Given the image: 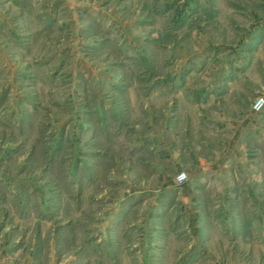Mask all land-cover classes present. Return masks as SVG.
I'll list each match as a JSON object with an SVG mask.
<instances>
[{
	"label": "rangeland",
	"instance_id": "rangeland-1",
	"mask_svg": "<svg viewBox=\"0 0 264 264\" xmlns=\"http://www.w3.org/2000/svg\"><path fill=\"white\" fill-rule=\"evenodd\" d=\"M263 12L0 0V264H264Z\"/></svg>",
	"mask_w": 264,
	"mask_h": 264
},
{
	"label": "crops",
	"instance_id": "crops-1",
	"mask_svg": "<svg viewBox=\"0 0 264 264\" xmlns=\"http://www.w3.org/2000/svg\"><path fill=\"white\" fill-rule=\"evenodd\" d=\"M256 15L258 13H255ZM260 16H262V19L260 20L261 22H264V12L262 14H260ZM239 67H241V65H238ZM226 68V67H225ZM222 84H227V81L226 79L225 80H222L221 82ZM224 93H226L228 91V86L226 85L224 87ZM227 89V90H226ZM203 94H205L206 92V89H201L200 90ZM209 95V94H208ZM177 96V94H176ZM211 99L212 97H209L207 99H205L203 101H201V105H209L211 102ZM203 102H206V103H203ZM253 110H250L249 112L246 110L244 111L245 112V115H241V118L239 119H233L235 121H232L231 119H226L228 117H222L224 119L225 122H223L224 126H226V128L230 129L231 132H233L231 134V136L234 138V140L236 139V137L238 138V136L240 135V133L243 131L244 127L246 124H250V125H254V126H264V122L262 123H259L257 125V122H258V118H262V120H264V113L263 117H259V116H256L254 118L253 114L256 113V112H252ZM204 114V113H203ZM205 115V114H204ZM206 118L208 119V117L206 116ZM212 118V117H211ZM221 117H216V120H222ZM214 119V118H213ZM263 130H264V127H263ZM233 138L231 140H233ZM225 149H224V153L221 154L220 152H217V155L215 158H213V160H207L205 158H199V164L196 165L197 168H199L198 170L202 171V172H205V171H208V170H213V169H223L225 170L226 169V166L227 164L225 163L224 159H227V157H229L228 155H231L233 153H235V148H234V145H233V142L231 143L230 140L226 142V145L224 146ZM219 153H220V156H219ZM191 191L189 188L185 189V195L186 196H190L191 195ZM193 194V193H192Z\"/></svg>",
	"mask_w": 264,
	"mask_h": 264
},
{
	"label": "built area",
	"instance_id": "built-area-1",
	"mask_svg": "<svg viewBox=\"0 0 264 264\" xmlns=\"http://www.w3.org/2000/svg\"><path fill=\"white\" fill-rule=\"evenodd\" d=\"M264 108V95L263 94H259L256 95L252 105H251V109L254 112H258L260 110H262ZM188 176L186 174L185 171H179L177 172L176 176H175V182L177 184H183L187 181Z\"/></svg>",
	"mask_w": 264,
	"mask_h": 264
}]
</instances>
